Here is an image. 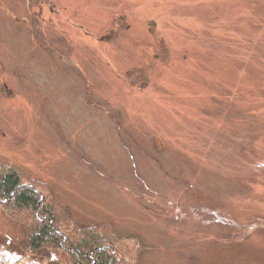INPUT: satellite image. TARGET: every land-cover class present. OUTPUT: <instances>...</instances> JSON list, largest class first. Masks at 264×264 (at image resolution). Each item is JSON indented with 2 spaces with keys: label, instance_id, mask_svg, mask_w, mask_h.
<instances>
[{
  "label": "rangeland",
  "instance_id": "rangeland-1",
  "mask_svg": "<svg viewBox=\"0 0 264 264\" xmlns=\"http://www.w3.org/2000/svg\"><path fill=\"white\" fill-rule=\"evenodd\" d=\"M2 165L138 264H264V0H0Z\"/></svg>",
  "mask_w": 264,
  "mask_h": 264
},
{
  "label": "trees",
  "instance_id": "trees-1",
  "mask_svg": "<svg viewBox=\"0 0 264 264\" xmlns=\"http://www.w3.org/2000/svg\"><path fill=\"white\" fill-rule=\"evenodd\" d=\"M0 208L24 236L16 248L0 244V264H45L47 254L56 251L66 255L68 264H138L145 249L138 238L118 236L107 225L76 222L46 184L11 165L0 166ZM255 223L264 229L263 220Z\"/></svg>",
  "mask_w": 264,
  "mask_h": 264
}]
</instances>
